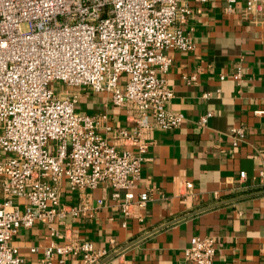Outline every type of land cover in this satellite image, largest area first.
Here are the masks:
<instances>
[{
	"label": "built area",
	"instance_id": "built-area-1",
	"mask_svg": "<svg viewBox=\"0 0 264 264\" xmlns=\"http://www.w3.org/2000/svg\"><path fill=\"white\" fill-rule=\"evenodd\" d=\"M186 1L0 0V264L22 263L12 240L20 228L37 222L47 225L52 238L41 264H64L70 257L98 264L107 256L88 241L56 242L53 220L75 219L87 209L61 203L63 184L79 193L111 189L124 220L146 208L149 194L135 196L133 190L149 134L185 120L168 108L173 92L166 73L168 51L194 47L182 28L191 12ZM236 1L226 0L227 10ZM241 17L264 25V0H245ZM53 82L107 94L114 106L128 105L133 126L112 127L105 114L77 111L76 93L56 92L49 87ZM211 116L206 112L195 126L205 127ZM109 138L133 151L120 150ZM229 138L238 147L245 128H232ZM244 177L239 172V180ZM184 185L192 189L191 182ZM215 254L210 236L191 237L183 250L188 264H212Z\"/></svg>",
	"mask_w": 264,
	"mask_h": 264
},
{
	"label": "crops",
	"instance_id": "crops-1",
	"mask_svg": "<svg viewBox=\"0 0 264 264\" xmlns=\"http://www.w3.org/2000/svg\"><path fill=\"white\" fill-rule=\"evenodd\" d=\"M186 5L191 12L182 28L194 47L168 51L166 73L173 92L168 108L185 120L178 128L149 134L133 190L135 196L149 194L146 208L124 220L111 189L79 193L62 185V204L87 209L75 219L53 220L56 242L88 241L107 251L101 261L124 249L104 264H188L183 250L193 236L213 237L212 264H264V114L254 113L264 111V25L241 17L245 0H237L231 10L226 0H187ZM75 93L77 111L105 114L112 127L133 126L128 105L114 106L104 93ZM206 112L212 113L207 125L197 128L195 122ZM238 126L245 128V138L234 148L229 131ZM117 148L133 151L121 143ZM239 172H245L244 179L239 180ZM185 182H191V190ZM230 200L235 201L216 205ZM51 239L47 225L37 222L20 228L12 245L21 264H41ZM64 264L83 263L70 257Z\"/></svg>",
	"mask_w": 264,
	"mask_h": 264
},
{
	"label": "rangeland",
	"instance_id": "rangeland-1",
	"mask_svg": "<svg viewBox=\"0 0 264 264\" xmlns=\"http://www.w3.org/2000/svg\"><path fill=\"white\" fill-rule=\"evenodd\" d=\"M49 87L54 89L56 92H60V91H63V92H68V93H75L76 89H71V88H67V87H63L62 84L60 83H57V82H53V83H50L49 84ZM78 109V108H77ZM2 157H5V155Z\"/></svg>",
	"mask_w": 264,
	"mask_h": 264
},
{
	"label": "water",
	"instance_id": "water-1",
	"mask_svg": "<svg viewBox=\"0 0 264 264\" xmlns=\"http://www.w3.org/2000/svg\"><path fill=\"white\" fill-rule=\"evenodd\" d=\"M232 201H235V200H230V201H227V202H222V203H219V204H216V205L220 206V205H223V204L230 203V202H232ZM123 250H124V249H122V250H120V251L114 253V254H113L112 256H110L109 259H107V260H110V258H113L114 256H116L117 254H119V253L122 252ZM107 260H103V261L99 262L98 264H104Z\"/></svg>",
	"mask_w": 264,
	"mask_h": 264
}]
</instances>
